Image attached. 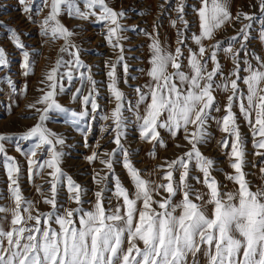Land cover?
<instances>
[{"label":"snow or ice","instance_id":"obj_1","mask_svg":"<svg viewBox=\"0 0 264 264\" xmlns=\"http://www.w3.org/2000/svg\"><path fill=\"white\" fill-rule=\"evenodd\" d=\"M41 2L50 8L41 23L42 35L54 41L63 40L59 51L71 59L61 55L41 81L45 88L40 89V97L28 106L38 114L32 117L38 122L18 137V141H32L31 148L22 152L17 144L16 151L27 157L30 181L45 173L49 176L51 196L45 195L42 186L37 191L43 202L51 206V211L40 213L35 209V202L22 195V170L15 158L7 154L5 146L13 137L0 134V157L9 183L7 199L12 201L10 206H0V264H201V259L204 264H264V184L253 190L246 179V142L239 117L233 111L237 107L251 129L254 148L264 150V56L251 50L248 43L253 39L254 24L259 25L256 38L264 43V0H257L259 17L246 12L233 16L230 0H200V7L194 9L199 34H191L197 48H187V57L182 46L186 47L185 33L190 26L184 15V0H179L177 20L172 24L175 27L182 23L184 30H178V46L174 50L162 44L157 32L143 33L150 41L149 68L138 71L149 80L134 88L135 103L118 87L117 67H122L125 76L129 73L124 55L127 40L124 33L128 29L122 23L127 12L114 10L106 0H82L85 10H81L78 0ZM19 3L30 16L39 11L33 0H19ZM62 11L81 20L95 17V22L106 29L107 44L119 52L116 61L106 65L109 68L107 87L116 106L110 116L101 117L104 121H113L111 131L115 133L113 142L117 149L104 153L108 159H100L97 152L88 157L90 162L99 160L108 174L115 177L114 191L105 183L95 192V201L83 200L84 189L63 171L61 149L66 141L47 127L50 113L63 114L67 122L79 126L77 130L85 134L87 146L86 133L91 130V122L99 110L97 82L72 39L75 33L58 18ZM236 22L241 23V28L227 46L217 42L210 49L206 47L205 40H212L218 31ZM0 28L6 29V38L16 48H25L15 29H8L2 23ZM237 44L239 48L235 47ZM220 53L233 64L227 75L218 59ZM8 64L6 50L0 46V70ZM23 66L25 76L33 71L26 50ZM74 81L79 87L72 91L71 101L81 105L80 111L58 101L60 95L73 88ZM7 82L12 85L11 79ZM241 84L245 87L241 88ZM85 85L90 86L87 94ZM217 92L231 93L224 107L226 114L216 119L221 131L227 134L221 147L229 149L226 154L234 170L227 179L235 187L226 192L221 191L222 186L212 176L215 161L206 157L200 148L209 138L208 123L215 119L213 111H221ZM125 111L131 112L132 122L138 125L140 136L146 142L166 148L161 129L173 138L182 136L186 142L187 150L182 155L157 169L163 172L159 179L167 183L143 178L133 165L122 143L129 123ZM117 151L122 154V165L134 184L131 192L115 176ZM38 154L42 159H36ZM256 155L264 156V151H257ZM196 171L202 176L193 175ZM260 171L264 173V168ZM107 179L108 175L101 177L100 173L93 177L98 185ZM193 179L203 184L206 191L196 190L191 183ZM65 184L75 208L58 205V187ZM108 191L116 198L114 207L111 199L105 203ZM178 195L181 198L176 200ZM85 203L92 207L86 209Z\"/></svg>","mask_w":264,"mask_h":264},{"label":"rangeland","instance_id":"obj_2","mask_svg":"<svg viewBox=\"0 0 264 264\" xmlns=\"http://www.w3.org/2000/svg\"><path fill=\"white\" fill-rule=\"evenodd\" d=\"M106 2L116 11L123 10L127 12V16L122 23L128 29L124 33L127 36V40L124 41V55L129 65V73L125 76L122 67H117V75L120 78L118 87L125 93L128 100L135 103L136 93L134 88L143 86L149 80L146 75L138 71V69L147 70L149 68L150 41L143 33L157 32L162 44L174 50L178 46L177 32L178 30H184L182 23H177L175 27L172 24V21L177 20L178 13L176 9L179 0H106ZM78 3L81 10H85L82 0H78ZM33 4L39 11L34 12L30 16L23 11L24 6L19 3V0H0V23L6 25L8 29H15L25 45L23 50L16 48L11 40L6 38V29L0 28V46L5 48L9 60L8 66L0 70V134L13 137L12 140L7 141L5 146L7 154L15 158L22 170L20 179L22 195L34 201L35 209L40 213H47L51 211V206L43 202V198L37 189L42 186L45 195L51 196L48 191L49 176L45 173L42 177H35L34 180L30 181L28 179L27 157L22 152H27L31 148L32 141H18V137L38 122V119L32 118L38 114L28 106L40 97V89L45 88L41 81L44 80L47 72L54 66L61 55L65 59H71V57L67 54H61L59 51L64 45L63 40L54 41L42 35L41 23L48 15L50 8L45 7L41 0H33ZM184 4L185 19L188 20L190 26V30L185 33L187 37L185 41L186 47L182 46L184 56L187 57V48H192L193 50L197 48V45L191 40V34H199L198 17L194 9L200 7V0H184ZM230 10L233 16L241 12L253 13L257 17L260 16L257 0H230ZM58 18L68 29L75 33L72 39L79 46L81 59L91 69V75L97 82L99 110L95 114L96 119L91 122V130L86 133L87 146H85L84 142L85 134L77 130L79 126L67 122L63 114L50 113L47 127L62 136L66 141L61 149L64 153L61 164L63 171L84 189L86 194L83 195V200L95 201V192L99 191L105 183L109 189L114 191L115 177L108 174V169L99 160L90 162L88 157L93 152H97L100 155V159H108L104 153H112L117 149L113 142L115 133L111 131L113 121H104L101 117L103 115L110 116L116 106V102L107 87L109 83L107 76L109 68L106 65L115 62L119 52L118 50H113L107 44L105 40L106 29L102 24L95 22V17L89 20H81L70 17L66 11H62ZM244 23H247V21H244ZM240 28V22L225 26L216 33L212 40H205L204 43L209 49L212 44L217 42H221L222 47L227 46L231 37L236 35ZM258 28L259 25L254 24L253 39L248 43L251 50L264 56V43L256 38ZM132 29H135V31ZM235 47L239 48V44ZM25 50L29 53L33 68V71L27 76L24 75L25 69L23 66V52ZM205 59H207V54ZM218 59L223 66L224 73L227 75L233 68L231 60L223 53L218 55ZM211 68L212 65L209 64V70ZM84 71H87V69ZM8 79H11L12 85L8 84ZM124 80H127V83H124ZM65 84L67 85V81H65ZM75 87H79L76 81L73 82V88L69 89L68 93L58 97V101L63 106L80 111L81 105L71 101V93ZM89 87V85H85V94H87ZM244 87L241 84V88ZM228 95H231V93H216L217 104L220 106L221 111H213L212 116L215 119H210L208 123L209 138L206 143L200 146L202 153L215 161L212 176L222 186V192L233 190L235 187L233 182L227 179L228 175L234 174V170L230 167L231 161L226 154L229 149L221 147V143L227 138V134L222 132L221 128L216 124V119H220L226 114L224 107ZM233 111L239 117L240 131L246 142L247 163L244 167V171L248 174L246 179L253 186V190H255L256 186L264 182V173L260 171L261 168H264V156L256 155V152L264 150L254 148L251 129L242 118L239 109L234 107ZM124 114L128 117L129 123L125 129L126 138H122V143L128 149L133 165L141 171L143 178L157 181L158 183H167V181L159 179L163 176V172L157 171V169L160 165H164L166 161L175 159L187 150L183 137L177 136L173 138L166 130L161 129V138L165 141L167 147H160L155 142L148 143L141 138L138 125L132 122L131 112L125 111ZM105 127L109 130L105 131ZM17 144L21 147L22 152L16 151ZM176 145H181L182 147H177ZM36 159L42 158L38 154ZM115 159L117 161L114 163L115 176L120 178L122 184L130 192L133 191L134 184L127 170L122 165L123 156L119 151L116 152ZM6 172L3 158L0 157V197H3L0 198V206H10L12 204V201L7 199L9 183ZM96 173H100L101 177L108 175L107 181L98 185L93 180ZM149 173L151 175H148ZM193 175L202 176L198 171L194 172ZM191 183L196 190L206 191L204 185L197 184L194 179L191 180ZM112 191L105 193V203L107 205V200L111 199V206L114 207L117 201ZM68 197L69 193L66 184L59 186L56 196L58 205L75 208L76 204L69 200ZM156 198L159 199V197ZM180 198L178 195L175 199L179 200ZM84 207L90 209L92 205L85 203ZM33 214H35V211ZM201 264H204L203 259H201Z\"/></svg>","mask_w":264,"mask_h":264},{"label":"built area","instance_id":"obj_3","mask_svg":"<svg viewBox=\"0 0 264 264\" xmlns=\"http://www.w3.org/2000/svg\"><path fill=\"white\" fill-rule=\"evenodd\" d=\"M262 184H264V182L260 183L259 185H262ZM259 185H258V186H259Z\"/></svg>","mask_w":264,"mask_h":264}]
</instances>
